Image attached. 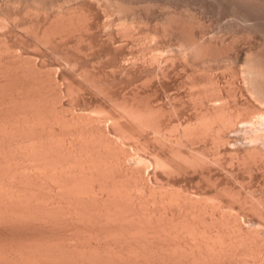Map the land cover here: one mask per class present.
I'll return each instance as SVG.
<instances>
[{
    "label": "rangeland",
    "instance_id": "rangeland-1",
    "mask_svg": "<svg viewBox=\"0 0 264 264\" xmlns=\"http://www.w3.org/2000/svg\"><path fill=\"white\" fill-rule=\"evenodd\" d=\"M32 1H37L36 3L39 4L38 7L33 8V13H31L30 10L28 13L24 9L22 10L26 11V13L28 14H25L24 11H20V8H23L24 6L29 5L32 7L34 6V4L35 6L38 5L35 2L33 3ZM52 1L53 0H51V2ZM54 1H56L53 2L55 3V5L51 7V2H49V0H0V21L2 22L6 20V23L3 22V25L0 24L2 25L0 27V72L3 70L2 73H0V92H6L7 89H9L8 91L10 92L12 88L14 91H20L21 89L18 87H20V85L21 87L22 85H24L21 79H25L24 83L26 80L28 81L27 83H31L29 82L31 80L36 81L35 83H32L33 86L34 84L36 86L39 85V87H41V90H44H42V93H44V97L46 98L47 96V110L43 115H47L45 117L49 118H47V120H49L48 126H43V124L39 122L38 126L40 124L47 129L48 127L49 129L50 127H52L60 131L66 130L67 123L58 120V118H56V115L60 117H70L71 113L86 115L92 114L96 117L97 123L101 124L102 115L94 114L88 109L81 110L79 109V107H85V104H87V106L99 109L104 113L112 112V114H120L119 112H122V109L119 105H124L121 103L123 99L124 103L125 101L127 103H130L131 101H136L140 104L146 103L153 108L154 124H156L157 122L168 124L180 119H185L192 114L193 108L191 106V102L189 101L190 93H192L193 90L202 91V88L206 92H209V90L212 89L215 92L214 93L213 91H211L213 92L214 95L212 93L211 94L214 97L221 99L223 98L224 102H226V104L228 105L227 107L230 109L229 111H231L229 112L230 115H233L232 117H234L236 121L246 119L250 115L252 116V114L255 113L253 112L254 109L256 112L260 110L257 109L259 108V105L257 102H255V100H253L254 98H252L250 93V96L248 95L249 90H247L248 88L244 84H242L243 80H241L242 77L239 74L241 70L246 67L244 65H247L245 62H247L248 59H252L255 61V59L258 58L256 61L262 64L261 66H263L264 68V0ZM66 8H68V10H71L72 18L74 16L73 20H75V23H79L78 20L84 23L86 21L87 23L85 24V27L86 25H89L90 28L85 31L83 30L84 26L81 25L82 30H79L81 32H79L78 28L76 27L77 31L75 28H73L72 30L74 32L75 29V32L69 33V31L72 32V30L69 28L76 26L74 25V23H72V27H67L69 30L67 28H64L65 31L61 28L63 26L61 24L66 25L68 24V22H66V24L65 22H58V24L54 23V27H57V25H61L58 27H60L64 31L61 34H56L58 36L60 34L61 38L58 37L56 38L58 39L57 41L55 39L54 42H47V44L44 41L39 42L36 36L39 33H43L41 32V29L44 30L43 27H45V25L43 24L44 21H46L45 15L50 13L53 14V12L57 10L65 11L67 10ZM37 10L40 11V14ZM35 11H37V13ZM45 11L48 13H46ZM78 14H80V16ZM115 20L117 21L115 22ZM82 22L81 24L84 25V23ZM121 23L125 25L129 24L128 26H130V28L132 27V32L129 31L128 34L118 31V29L120 30L118 24ZM78 25L80 24H77V26ZM32 27H34L35 30ZM31 29L33 33L31 32ZM37 29L40 31H37ZM66 29L68 30V33L66 32ZM133 37L136 38V41H134ZM137 38L145 39L141 43L140 47H138L140 44H136ZM144 47H151L153 48L152 51L154 52L159 50L157 52L160 53V55L163 54V57H167L166 59L168 60L166 61V59H163L164 61H162V65L160 64V66H163V73L161 72L160 74V70L156 71L157 69L156 65H154L155 63H150L147 61V59H134V57L138 58L139 56L137 55H140L141 53L138 50L143 51L142 48L144 49ZM151 48H147L144 51L150 53L151 51L149 50ZM122 54L126 57V59L128 58V61H124V63L128 64L124 69L118 67L117 64V59H119V55H121L120 57H122ZM258 54L260 55L258 56ZM168 56L170 59L168 58ZM16 68H18L19 71H17ZM35 71L37 73H35ZM5 72H8L9 75ZM37 74L42 75L37 76ZM3 75L5 77H3ZM24 75L27 77H25ZM21 76H24V78ZM41 76L42 78H40ZM33 77L35 78V80ZM10 78H14V80L12 79L10 82ZM39 78L41 79L42 84H40V82L36 80ZM6 80H9V83ZM12 81L15 82L12 83ZM37 81L39 82L38 84H36ZM5 83L6 85H4ZM27 83L25 84L27 85ZM16 84L20 85L18 86ZM7 85H10L8 86L9 88L7 87ZM29 86H31V84H29ZM15 102L16 101L14 100L13 103ZM6 103H10L11 105L12 102L7 101ZM3 104L4 103H2V105ZM8 104L7 106H9ZM15 104H17L18 107ZM15 104H13L12 107L10 106L8 108L4 105H0V108L2 107L0 109V113L1 115H3V117L0 115V121H3H1L2 123H0L2 124L0 125V129L6 126L5 123L7 121L5 119L8 120V118L12 116L14 110L13 108H15V106V110H21L22 105L20 104L22 103L19 104V102H16ZM253 104H257L256 108ZM6 109L7 112H5ZM2 110H4V112ZM45 117H43V119H46ZM31 120H34V124H37V122L35 123L36 119ZM31 120L27 121L29 122L27 123L28 126H31L33 124ZM41 121L42 120H40V122ZM42 122L47 125L46 122ZM3 123L5 124V126L3 125ZM70 123L72 124V121H70L69 124ZM3 129H5L4 131L6 133H2L8 136L11 135L9 134L10 130L8 131L9 133H7L6 131L9 128L7 129L5 127ZM128 130L134 138H136L137 140L139 138L140 141L143 142V149L145 148L143 150V153L144 151L147 153L148 150L150 152L154 150L153 153H159L158 158H160V155H162L163 158H165L166 162H170L171 166L176 169V171H169L170 168L168 169V167L171 166L167 163V168H165L166 165L164 167H161V165L164 163V160H162L163 163H161L162 158H160V160L158 159L160 162L158 163V165L145 164L149 166L146 169V166L140 163L142 167L145 166L143 168V176L145 175L144 178H146V181H148V183L151 184V186L155 190L159 191V186L164 184L163 187L165 186L164 188H166L170 192L182 191L184 193H187L189 191L187 194L191 195L193 198L202 200V202L214 199L215 203H217L216 201L223 203L226 206L225 208L229 211L227 212L228 214H230L229 216H231V218L233 219L236 218L237 220H239V222L242 223L245 228L247 227L249 228V230H256L261 228L264 233V162L261 161V158H246L247 160L244 159L245 157L243 158V156H245V153L243 151L244 148L242 145V129L238 128L237 130L235 129L234 132H230L231 134H233L231 139L232 144H234H231L232 146L230 145V147L218 146V148L216 147V149L210 140L203 138L193 140L187 139L189 140L187 142L184 139H180L179 142L176 143L177 148L175 147V149L180 148L179 151L183 150L184 152L190 150L195 161L200 162V165H195V167L194 165L185 166L174 161L173 158V160L170 159L171 157L168 155L167 151H165L166 145L162 144L163 146H165L163 147L160 142H164V140L161 139L159 141L154 136L149 137V135L147 136L144 132L134 129L133 127H128ZM0 131H2V129ZM172 132V135L175 136L176 131L172 130ZM54 134H52L53 136L51 134L48 135L51 136L50 138L48 137L49 141L54 140L55 142L59 143L62 139V135L57 133L55 135ZM126 135H124L125 137H123V135L119 136L117 134H114L112 136L115 137L116 140L119 141V144H121L124 148L129 149L130 145H125V143L128 144L129 140L131 139H128L130 137L128 135L127 137ZM131 141H133V139ZM16 142L18 143V145ZM23 142L24 143H22L21 140H13L12 145L13 143L16 144L14 146L16 148H21V151L23 147L24 150L27 147L30 148V146H28V142ZM132 148L133 147L131 146V149ZM161 149H163L164 152ZM262 149V152L264 154V145L262 146ZM139 150L142 149L140 148ZM131 152L136 153L133 149ZM139 152L142 153L141 151ZM192 156L191 159L193 161ZM29 158L25 159L20 156L17 159L22 164L26 165L27 163L29 167L32 163L30 170H37V172L44 171L45 167L42 166V163L40 165L36 164L34 163L35 161L33 162V158ZM21 159L23 162L21 161ZM155 165L157 167H155ZM64 166L66 167V165ZM42 167L44 169H42ZM37 185L38 186H36V188L40 189L41 187L39 186L41 185ZM43 188L46 191L48 189H46L45 187ZM137 192L141 193L140 190H137ZM207 198L211 199L205 200ZM56 200L57 202H59L58 199ZM171 201L172 200H170L169 202V200H167L165 201V204L174 205L175 202ZM57 202H55V205L57 204L58 206L59 204L60 206H62V204H60L62 202L61 200L59 203ZM214 202L212 200L211 203ZM32 215L33 214H30L31 221H28L37 226L31 225V223L26 224L25 222L27 221L22 223L9 224L10 226L5 224V228L0 225L1 245L6 242V244L10 246L9 242L12 243L11 245H13L16 244L15 241H18L17 244H20L19 240L21 239V243L22 241L26 242L30 239L31 241L29 242L31 243L32 239L33 242L35 239H37L35 240V242H37L38 244L39 242H41L40 244L42 245V247L45 246L47 242L49 243V240H51L49 244L54 241L52 244H55L57 248H59L57 244L64 241L65 243H62L61 245L63 246L62 249L66 248L64 247V244L67 243H72V245L75 243L74 245L76 246L74 247L79 249V246L84 244L83 241L86 242L85 244H87L88 241H91L92 243L97 241L96 243H99L100 241H102L101 239H103L104 241L102 242H107L106 244L109 243L108 245H112L113 242L121 244L122 240L124 239L121 236H116V240L114 235H117V233H111L108 235L107 232H109V230H107L106 228L103 229H106L107 231H104L103 229L101 230L100 228L101 231H104H99L102 234L101 237L100 233H95V230L93 228H90L89 226L83 227L82 224L80 225V223H76L75 221H73H77L76 218H68L67 223H69L70 220L73 221V223L70 222L68 225L65 222V220H67L65 217L66 215L59 216L61 218L65 217L63 218L65 220L60 219L61 222L55 219L56 217H54V224H50V222L46 223L47 220L45 221L42 216H39V214L38 218L37 214H34L35 216ZM59 217L57 218L59 219ZM56 221H59L60 224L59 222L57 224ZM70 224L72 225V227ZM6 227L13 228L11 229ZM232 230L234 229H232L231 225L227 226V228L225 229V231L228 233H231ZM118 231L122 232L123 230ZM160 231L163 230L160 229ZM123 232H125L123 233L125 235L128 231L124 230ZM163 232L160 233L158 232V230H147L144 232V234H146L147 237L149 236L148 239H150V241L153 243L155 242L154 244H156L157 241L160 240L163 236ZM166 232L167 231H165V233ZM185 232H183V234L188 237L187 239L189 241L192 240L190 242H195L198 240L195 239L196 235L192 232ZM130 234L131 233L129 232V236H132V234L135 233H132L131 235ZM76 235L81 237H78L79 239H81L80 242L78 238H75ZM46 236L49 239H47ZM186 237H182L183 239L181 238V240H184V238L186 239ZM201 237L202 239L204 237L207 238V236H205L204 234H199L198 238ZM107 239L111 240L107 241ZM55 240L58 241V243L55 242ZM118 240L120 241V243ZM214 241L220 244V241L222 240L219 236L215 235ZM43 242H46L45 245ZM23 244L24 243H22V245ZM40 244L38 246H40ZM106 244L104 247L107 246ZM165 244L167 245V247ZM68 245L72 246L70 244ZM161 245L162 244H160V247ZM169 245L165 241L162 247L164 248V250H172L170 248L171 246L168 247ZM109 249L105 250V252L107 251L108 253H110L114 248L112 247V249ZM126 250L125 252L129 251ZM179 251L180 250H178V253ZM257 252L259 254L257 255L261 258L259 259V261H257V263H252L254 257H251V253H236L239 255L237 256L236 254H234L235 252L231 250H227L225 252L226 256L228 255L226 258L224 255L225 260L227 259L226 261L224 260V258H220L221 256L219 257L218 254L213 255V260L210 259L212 256L210 258L209 256H206L205 260L204 257H200V259L206 263L210 259L209 261L212 262L210 264H242L241 261H245L244 264H264V248L262 250H257ZM150 253H133V257L135 255H139L138 259L140 257L142 258V260L140 258V260L138 261L137 257H134L135 260L137 259L135 264H176L177 261V263L180 264V261L178 259L176 260L175 258L173 259V257L170 258L164 256L162 258L161 256L157 257L155 253ZM154 254L156 256H154ZM179 254H183L182 256L185 259L189 258V255H187L186 252L184 253L183 251H181V253ZM207 257L209 259H206ZM53 262L55 264L56 261ZM87 262H85V264ZM56 263L58 264L59 262L57 261ZM87 264H93V261L88 262Z\"/></svg>",
    "mask_w": 264,
    "mask_h": 264
},
{
    "label": "bare ground",
    "instance_id": "bare-ground-1",
    "mask_svg": "<svg viewBox=\"0 0 264 264\" xmlns=\"http://www.w3.org/2000/svg\"><path fill=\"white\" fill-rule=\"evenodd\" d=\"M49 2H51V0H49ZM53 2L56 1L53 0L50 3L51 7L55 5V3ZM34 6L32 7L29 5L24 6L25 8L24 7L20 8V11L22 12L26 10L29 13L30 10V12L33 13L34 11L33 8L38 7L39 4L35 7ZM30 7L32 8V10ZM66 9L67 10L65 11L57 10L54 11L53 14L50 13L45 15L46 21L43 20L44 21L43 24L45 25V27L46 26L48 27L46 28L43 27L44 30L38 28L41 29V32H43L42 34L40 33L37 34V31H40L37 29L36 38L39 40V42L44 41L46 42V44L47 42L48 43L54 42L55 39L60 37V34L65 31L64 28H67L69 26L72 27L71 26L73 25L72 23H74V25L76 26L69 28L71 30L73 28H75L76 31L77 28L78 31L82 30L81 25L84 26L83 30L85 31L88 28H90L89 25H86L85 27V24L87 23L86 21L85 23L81 21L82 23H84V25L81 24L80 20H78L79 23L77 22L75 23V20H73L74 16L72 18L71 10L70 9L68 10V8ZM26 11H24L25 14H28L26 13ZM37 11L35 12L37 13ZM78 15L80 16V14ZM116 21L117 20H115V22ZM3 22L6 23V20L2 21L0 24L3 25ZM58 22H62V23L65 22V24L66 22H68V24H66L68 26L61 24L63 25L61 28L64 29V31L60 27H58L61 25H57L58 28L56 26H55L56 28L53 26L54 23L58 24ZM77 24L80 25L77 26ZM2 25H0V27ZM128 25L122 23L118 24V27L120 28V30L118 29V31H121V33L125 32L129 34V31H131L132 27L130 28V26ZM32 28L34 29V27ZM54 28L57 30H55ZM68 30L66 31L67 33ZM74 32L73 30L72 32L69 31V33H74ZM58 33H60L59 36L56 35ZM133 39L134 41H136L135 40L136 38L133 37ZM57 40L58 39H56V41ZM143 40L145 39L137 38L136 44H140L139 46L137 45L138 47L141 46ZM145 48L146 47H144V49L142 48L143 51L138 50L141 53L140 55H137L139 56L138 58L134 57V59L135 60L147 59L148 62L155 63L154 65H156V69H157L156 71L160 70V74H161L163 66H160V64L162 63V61H164L163 59H166L167 57H163L162 56L163 54L160 55V53L157 52L159 51L157 49H155L157 51L154 52L152 51L153 48L147 47V48H151L150 50L148 49L149 51H151L149 53L144 51L147 49ZM259 55L260 54H258V56ZM120 56L121 55H119V59H117L118 60L117 64L118 67L124 69L125 66L128 65L124 63V61L125 62L128 61V58L126 59L124 55L122 57ZM257 59H255V61L252 59L250 60L248 59V61L245 62L247 65H244L246 67H244L241 70L239 75H241L242 77L241 78V80H243L242 84H244L248 88L247 90H249L248 95L250 93L252 98H254L253 100H255V102H257L259 105V108L257 109L260 110L256 112L254 109L253 112L255 113L252 114V116L250 115L246 119H242L239 121H236L235 118L232 117L233 115L232 116L230 115L229 112L231 111H229L230 109L227 107L228 105L226 104V102H224L223 98L221 99L214 97L213 96L214 90L212 89L211 90L208 89L209 92L208 91L206 92L202 88V91L193 90L194 92L192 91V93H190L189 101L191 102V106L193 108L192 114L185 119H180L172 123L163 124V122L162 123L157 122L156 124H154L153 123L154 111L151 106L147 105L146 103H144L145 105L140 104L139 102L136 101L134 102L131 101L130 103L129 102L127 103L125 101L124 103L123 102L124 99H123L121 103L126 105L125 106L119 105L120 108L122 109V112H119L120 114H115V113L112 114V112L104 113L99 109L93 108L91 106H87V104L85 103H84L85 107L82 106H80L81 108L79 107V109L81 110L88 109L92 111L94 114L102 115L101 124L97 123L96 117L93 116L92 114L86 115V114L71 113L70 117L67 116L60 117L56 115V118H58V120L67 123L66 130L60 131L52 127H50V129L49 127L48 129L46 127H43L44 125L48 126V122H49V120H47L48 117L47 118L45 117L47 115H43L47 110L46 107H47L48 99L46 100L47 96L46 98L44 97V93H42L43 89L41 90V87H39V85L36 86L34 84L33 86L32 83H35L36 81L31 80L29 81L31 83H27L28 81L26 80L25 81V83H27L26 85L24 83L25 79L24 80L21 79L24 85H22L21 87V85L19 84L20 87L18 88L21 89L20 91H16V90L14 91L12 88L13 91L10 90L9 92L8 91L9 89H7L8 92L7 91L0 92V102H1L0 105L4 103L3 105L8 108L10 106L12 107V105L15 104L16 102L17 103L19 102V104L22 103L20 104L22 105V108L21 110L18 109L19 111L15 110L17 106V104H15L16 106L15 108H13L14 110L12 116L8 118V120L5 119L7 121V122L5 121L6 123L4 122L6 126L3 123V125L7 129L9 128L8 130H6L7 133H9L8 131L10 130L9 134L11 135L8 136L4 134L6 132L4 131L5 129L3 128L5 127L3 126H1L3 128H1L2 131H0V225H2V227L5 228V224L10 226L9 224L22 223L25 221H27L25 222L26 224L31 223V225H33L32 222H29L31 221L30 214L33 215L37 214V218L39 214V216L40 217L42 216V218L45 221L47 220L46 223L50 222L51 224L55 222L53 221L54 217H56L55 219L59 221L60 219L62 220L63 218L66 217L67 220L63 219L65 220L66 223L68 221V218L70 219L76 218L77 221L73 219L72 220L75 221L76 223H80V225L82 224L83 227L89 226L90 228H93L95 230V233L97 234L100 233V236L102 235L101 232H104L107 229L109 230V232L111 231L110 233L107 232L108 235L111 233L112 234L117 233V235H114L116 240L118 236L124 238V239L120 238L123 239L121 244H118L115 241L116 243L113 242L112 245H108L109 243L106 244L107 242H102L104 241L103 239H101L102 241H100L99 243H96L97 241L92 243L91 241L89 242L87 240L88 241L87 244H85L86 242L82 240L84 244L80 245L79 249L74 247L76 246L74 245L75 243L73 245L72 243L64 244V247L66 248L62 249L63 246L61 245L62 243H65L64 241L59 243L60 245L57 244L59 246V248H57L55 244L54 245L52 244L54 241L51 243L52 245L49 244L51 240H49L50 241L49 243L47 242L48 241L47 239H49L47 238V236H46L47 238L46 242L49 245L46 242L45 245V243L43 242L45 245L43 247L40 244L41 242H39L40 246H38L39 244L35 242V240L37 239L34 240L35 243L33 242V239H32L33 243L32 242L30 243L29 241H31V239L29 240L27 238L29 241L26 242L28 243L22 241V243H24L23 245L21 243L22 239L19 240L20 244H17L18 241H15L16 244L11 245L12 243L9 242L10 246L6 244V242H4L6 245L4 243H3L4 245L3 244L1 245L0 243L1 245L0 264H54L53 261L56 262L58 261L59 262L58 264H67V263L85 264V262L87 261L88 262L93 261V264H110V263L135 264L139 255L134 256L135 258L137 257V259L135 260V258L133 257V253L144 254L150 252H152V254L155 253L157 257L159 256H161L162 258L164 256L170 258L173 257V259L174 258L176 260L178 259L180 261V264L182 262H183L182 264H204V263L207 264L208 262H209L208 264H210L212 262H210L209 260L212 259L213 255L215 254L216 255L218 254L219 257L221 256L220 258H224L225 255L226 258L228 256V255L226 256L225 254L227 250L234 251L235 252L234 254L236 253L242 254L243 252H247L248 254L251 253L253 255V256L251 255V257L252 258L254 257L252 263L253 262L257 263V261L261 259L258 256L259 254L257 250H262L264 248V233L262 229L260 228L261 230L260 229L249 230V228L247 227L245 228V226H243L242 223L239 222V220H237L236 218L233 219L231 218V216H229L230 214L227 213L229 211L228 209L225 208L226 206L223 203L218 201H216L217 203H215L214 199L211 198H210L211 200L208 198L205 199V200H210L211 202L213 200L214 203H211L210 201L202 202V200H198L196 198H193L191 195L187 194L189 191L187 193H184L182 191L170 192L166 188H164L165 186L163 187L164 184L159 186V191L155 190L151 186V184H149L148 181H146V178H144L145 175L143 176L144 174L143 168L145 166H146L145 169L149 167L147 166L148 164L158 165V163H160L159 162L160 158H162L161 163H163L162 160H164L165 163L162 164L163 166L160 164L161 167H164L166 165L165 168H167V164H169L170 166L171 164L170 162L167 163L162 155H160V158H158L159 153L157 152L156 154L153 153L154 150H152V152L148 150L147 153L144 151L143 153V150L145 149V148L143 149L144 147L143 142L140 141L139 138L138 140L134 138L129 133L128 130V127H133L134 129L144 132L145 135L147 136L149 135V137L154 136L159 141L161 139L164 140V142L162 141L160 142L161 145L162 144L166 145L165 151H167L168 155L171 157L170 159L173 158L174 161L181 163L182 165L185 166L194 165L195 167V165L196 166L200 165V162L198 161L199 162L198 163L195 161L190 150L187 151L188 152L187 153L186 151L184 152L183 150L179 151L180 148L175 149L176 143H178L180 139L182 140L184 139L187 142L189 141L187 139L193 140V139L203 138L210 140L211 143L215 146V148L216 147L218 148V146L230 147V145L232 144L231 137L233 135L230 132H234L235 129L237 130L239 128L243 130L242 145L244 148L243 151L245 153V156H243V158L244 157H245L244 159L261 158L262 159L261 161L264 162V154L262 152L263 151L262 146L264 145V68L263 66H261L262 64L256 61ZM167 60L168 59H166V61ZM16 69L17 71H19L18 68ZM2 71L0 73H2ZM36 71L35 73H37ZM38 75H42V74H37V76ZM24 76L21 77L24 78ZM3 77L5 76L3 75ZM40 78H42V76ZM40 78L36 80H38L40 84H42ZM12 79L14 80V78ZM12 79L10 78V82ZM6 81L8 82L9 80ZM38 81L36 84L39 83ZM14 82L12 81V83ZM6 83L4 85H6ZM29 84H31V86H29ZM8 86L10 85H7V87ZM19 94H21L22 96ZM11 99L13 101L15 100L16 102L13 103ZM7 101L8 102L11 101L13 104L11 103L10 105V103L9 104L6 103ZM7 104L9 106H7ZM256 106L257 104L255 105V108ZM2 111L4 112V110ZM5 112H7V109L5 110ZM1 116L3 117V115ZM43 117H45L46 119H43ZM37 118L38 120L40 118V120L46 122L47 125L42 121L40 122V120L38 121ZM31 119H36L35 123L37 122V124H34V120ZM29 120L33 122L32 125L30 124L31 126H28L27 124L29 123L27 122ZM1 121L0 123L3 122ZM70 121H72V124L71 123L69 124ZM38 122L42 123L43 126H41L40 124L38 126ZM172 130L176 131L175 136L172 135L173 134ZM54 133L61 134L63 136V137L61 136L62 139L59 143L55 142L54 140L49 141V138L51 136L48 135L50 134L52 135ZM114 134H117L119 136L123 135V137H125L124 135L126 134L127 135L130 134L128 135L130 137L128 139L131 140L133 139V141L129 140L128 144L125 143V145H130L129 146L130 150L124 148L121 144H119V141H117L116 138L112 136ZM13 140L14 141L21 140L22 143H24L23 141L28 142L29 144L28 146H30V148L27 147L28 149L26 148L24 150L23 147L21 151V148H16L14 146L16 144L13 143L12 145ZM131 146L133 147L132 149L136 153L131 152L132 151ZM140 148L142 150H139ZM161 150L164 152L163 149ZM139 151H141L142 153H140ZM190 155L192 156L194 162L192 161ZM20 156H22L25 159L29 158L30 156L29 159L33 158L32 160L33 162L35 161L34 163L39 165L42 163V166L45 167V169L42 167L44 171L37 172V170L36 171L30 170L32 163L30 167L27 165V163L26 165L22 164L17 159ZM140 163L147 165L142 167ZM64 165H66V167ZM155 167L157 166L155 165ZM169 168H170L169 171H176V169L172 166L168 167V169ZM37 184L41 185L39 186L41 187L40 188L41 190L36 188V186H38ZM42 186L45 187L46 189L48 188L47 191L48 190L50 191L47 192ZM137 190H140L141 193H138ZM56 199H58L59 202L61 200L64 204L61 202L60 204H62V206H60L59 204L58 206L57 204L55 205V202H57ZM167 200H169V202L170 200H172L171 202H175V204L174 205L165 204V201ZM60 215L61 216L66 215V216L61 218L59 217ZM57 217H59V219ZM73 221L70 220V222L72 223ZM69 223L67 224L69 225ZM229 225H231L232 229H234L231 231V233L225 231V229ZM6 228H11V227H6ZM100 228L101 230L103 228L106 229L105 230L103 229L104 231H101ZM121 228L123 231L125 230L128 232H126V234L124 235L123 233L125 232H123ZM117 229L122 232H119ZM160 229H162L164 232L160 231ZM147 230L148 231L158 230V232L160 233L163 232L164 233V234L162 233L163 239L161 237V239L158 241L156 240L157 243L154 244L155 242L154 243L151 242L150 239H148L149 236L147 237V235L144 234V232ZM165 231L167 232L165 233ZM185 231H188L190 233L192 232L193 234L196 235V237L197 235L199 237V234L201 235L204 234L205 236H207V238L204 237L206 239L204 238L202 239V237L201 238L195 237V239L198 240L195 242H190L192 240L189 241L187 239L188 237L185 236L186 234ZM129 232L131 234L135 233L132 234V236L133 235L134 236L133 237L129 236ZM183 232H185V234H183ZM121 233L124 236H122ZM215 235L221 238L222 241H220L221 242L220 244L214 241ZM180 236L186 237V239L184 238V240H181L182 237ZM78 237L81 238L80 236L77 235L75 238ZM108 240L110 241L111 239H107V241ZM162 240L163 241L165 240L166 243H168V245L170 243L168 247L171 246L170 248L172 250H170L169 248H168L169 250H164L162 245H164L165 241L163 242ZM80 241L81 239H79V242ZM55 242L58 243V241L56 240ZM68 244L72 246H69ZM105 244L107 245L106 247H104ZM160 244H162L161 247ZM47 245L50 247H48ZM65 245H68L69 247ZM112 247L114 248L113 250L115 251L112 250L113 251V252L111 251L112 253L111 252L108 253L107 251L105 252V250L109 248L112 249ZM126 249L129 250L130 252L127 251ZM125 250L127 252H125ZM178 250H180L179 253H181V251H183L184 253L186 252L187 255H189L188 256L189 258L186 259L183 258L182 256L183 254L182 255L179 254ZM155 254L154 256H156ZM238 254L236 255L239 256ZM206 256H209V258L212 256L210 259L208 257L206 258L209 259L207 263L203 262L200 259V257L201 258L204 257L205 260ZM140 258L138 259V261L140 260ZM52 259H56V260H52ZM56 262L55 264H57ZM177 262L176 264H178ZM241 263L244 264L245 261H241Z\"/></svg>",
    "mask_w": 264,
    "mask_h": 264
}]
</instances>
